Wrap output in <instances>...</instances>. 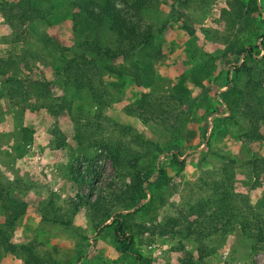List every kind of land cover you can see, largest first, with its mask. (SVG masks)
<instances>
[{
	"label": "trees",
	"instance_id": "trees-1",
	"mask_svg": "<svg viewBox=\"0 0 264 264\" xmlns=\"http://www.w3.org/2000/svg\"><path fill=\"white\" fill-rule=\"evenodd\" d=\"M56 1L1 0L0 14L16 28L34 20L48 22L47 17ZM66 1L71 7L72 28L80 21H85V26L72 45L58 47L54 44L62 52L59 55L62 81L75 94L86 90L97 107L96 121L83 123V134L79 133L80 122L74 119V136L79 143L85 137L103 149L114 169V176L102 181L96 165L99 154H83L69 167L70 180L75 188L73 199L69 200L68 214L65 211L58 213L48 198L38 206L41 216L67 225L76 210L81 209L92 227L107 232L112 244L122 254L143 264L148 259L140 255L136 238L145 243L160 234L191 239L195 243L196 259L193 260L191 252L187 251L183 257L186 264H200L212 253L218 237L229 223L252 239L254 247L263 242L264 213L260 211L258 201L251 204L244 192L234 189L233 158L208 172L202 171L192 183L186 181L187 193L167 204L162 189L173 185L169 167L176 165L181 169L185 164V157H180L184 151L181 140L186 124L193 120V112L198 108L195 93L207 90L203 80L207 78V83L213 82L217 64L225 70V81L216 86L214 93L220 111L208 110L207 106L203 109L205 112L217 110L210 125L217 129L228 119L239 123L236 119L239 117L244 126L240 134L242 138L262 137L264 30L259 27L264 24V0H224L220 18L225 27L234 28L233 32L221 35L223 46L219 54L189 65L187 71L177 75L171 89L165 93L153 88L156 62L161 52L156 32L161 27L157 28L145 16L147 10L156 9L165 0ZM187 1L172 0L171 5ZM103 34L110 36V44H102L100 37ZM19 38L17 32L15 40ZM254 38L258 39L256 43L252 42ZM210 58L216 60L212 62ZM4 63L5 58L0 56V65ZM3 73L4 69L0 68V74ZM124 75L129 77L132 85L142 88L129 105L130 111L137 114L139 125L120 122L102 113L109 99L105 79L108 78L111 85L121 87L124 81H116L112 76L121 78ZM222 84L225 86L220 88ZM59 98L61 102L57 103L56 109L69 108L70 99ZM77 108L79 111L80 106ZM222 110L226 114H220ZM141 125H149L171 148L156 164L162 148L142 132ZM30 132L29 128L21 127L22 143L31 140ZM247 162L253 171L256 160L252 158ZM11 183L0 180V248L19 257L21 264H41L44 258L35 251L33 243H16L12 238L15 224L25 212L27 202L20 195L11 194ZM82 185L86 187L85 191L81 189ZM137 213L140 219H136ZM144 232L147 233L146 239L142 238Z\"/></svg>",
	"mask_w": 264,
	"mask_h": 264
},
{
	"label": "rangeland",
	"instance_id": "rangeland-1",
	"mask_svg": "<svg viewBox=\"0 0 264 264\" xmlns=\"http://www.w3.org/2000/svg\"><path fill=\"white\" fill-rule=\"evenodd\" d=\"M171 2L165 0L156 9L145 12L157 28L161 27L156 32L161 52L153 85L154 90L161 93L169 91L177 75L187 71L189 65L219 54L223 46L221 35L234 30L225 27L220 18L224 0H188L184 4L173 2V6ZM70 13L67 1L57 0L47 17L48 22L34 20L18 28L10 26L0 14V56L6 62L0 65L4 69L0 74V180L12 181L11 194L20 195L27 202L12 238L16 243H33L35 251L44 258L41 264H143L122 254L107 232L92 227L83 210H76L67 225L44 219L37 210L39 204L49 198L58 213L65 211L68 214L69 200L75 188L69 167L83 154H99L96 165L102 181L114 176L105 151L85 137L79 143L74 136V119L80 122L79 133L83 134V123L96 121L97 107L86 90L75 94L62 81L59 60L62 52L54 44L58 47L72 45L85 26V21H80L72 28ZM259 28L264 30V24ZM17 32L20 38L15 40ZM100 39L102 44H110L109 35L103 34ZM257 40L254 38L252 42ZM215 60L210 58L212 62ZM213 78L212 83H207V78L203 80L207 84L205 92L195 93L198 108L193 112V120L186 124L181 140L184 151L180 157H185V164L181 169L176 165L169 167L173 185L162 189L166 204L187 193L186 181L192 183L202 171L208 172L233 158L234 189L244 192L249 203L258 201L260 211L264 213V123L261 138H242L244 126L239 117H236L239 123L228 119L214 129L210 122L217 110L205 112L203 109L205 106L208 110L221 109L214 93L216 86L225 81L222 65H216ZM112 79L124 83L118 87L105 79L109 99L102 113L120 122L138 124L137 114L130 111L129 105L142 88L132 85L127 75L112 76ZM188 85L191 86L189 82ZM224 86L222 84L220 88ZM64 96L71 104L69 108L57 110V103L61 102L59 97ZM77 106H80L79 111ZM219 113L226 114L223 110ZM24 126L31 130V140L26 143L20 140ZM140 127L156 146L162 148L156 164L171 148L149 125ZM252 158L257 163L253 171L247 162ZM81 189L85 191L86 187L82 185ZM1 213L0 210V219ZM136 219H140L139 213ZM143 235L146 239L147 233ZM136 245L142 258L148 259L146 264H186L183 257L187 251L191 252L193 260L196 259L194 241L179 236L155 235L147 243L136 238ZM0 264H21V260L0 248ZM200 264H264V241L254 247L252 239L229 223L218 237L214 251Z\"/></svg>",
	"mask_w": 264,
	"mask_h": 264
}]
</instances>
